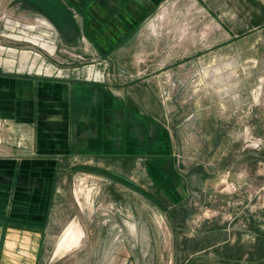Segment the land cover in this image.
<instances>
[{"label":"rangeland","instance_id":"obj_1","mask_svg":"<svg viewBox=\"0 0 264 264\" xmlns=\"http://www.w3.org/2000/svg\"><path fill=\"white\" fill-rule=\"evenodd\" d=\"M50 2L0 0V72L145 91L170 142L66 165L42 238L0 218V264H264V0H162L99 52L60 35Z\"/></svg>","mask_w":264,"mask_h":264},{"label":"crops","instance_id":"obj_2","mask_svg":"<svg viewBox=\"0 0 264 264\" xmlns=\"http://www.w3.org/2000/svg\"><path fill=\"white\" fill-rule=\"evenodd\" d=\"M161 1L51 0L48 18L56 21L60 35L78 37L70 44L111 51ZM89 79L0 72V192L15 196L10 206L0 205L6 225L13 222L42 238L50 222L58 221L53 206L66 165L103 155L168 152L163 114L147 105L145 91L135 96L132 86ZM144 87L151 93L150 85Z\"/></svg>","mask_w":264,"mask_h":264},{"label":"bare ground","instance_id":"obj_3","mask_svg":"<svg viewBox=\"0 0 264 264\" xmlns=\"http://www.w3.org/2000/svg\"><path fill=\"white\" fill-rule=\"evenodd\" d=\"M80 226H78V224L76 223V221L71 222L67 229L64 230L65 232L63 233V235L60 238V242L59 243V248H58V252H60L61 250L70 248L73 244H75L80 238L81 235V230L79 228ZM69 252V251H68Z\"/></svg>","mask_w":264,"mask_h":264}]
</instances>
